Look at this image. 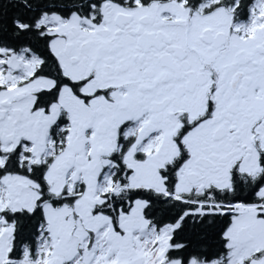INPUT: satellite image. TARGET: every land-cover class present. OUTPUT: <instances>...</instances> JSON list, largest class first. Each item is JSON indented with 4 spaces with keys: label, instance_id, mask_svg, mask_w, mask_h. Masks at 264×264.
Listing matches in <instances>:
<instances>
[{
    "label": "snow or ice",
    "instance_id": "1",
    "mask_svg": "<svg viewBox=\"0 0 264 264\" xmlns=\"http://www.w3.org/2000/svg\"><path fill=\"white\" fill-rule=\"evenodd\" d=\"M0 78V264H264V0H0Z\"/></svg>",
    "mask_w": 264,
    "mask_h": 264
},
{
    "label": "flooded vegetation",
    "instance_id": "2",
    "mask_svg": "<svg viewBox=\"0 0 264 264\" xmlns=\"http://www.w3.org/2000/svg\"><path fill=\"white\" fill-rule=\"evenodd\" d=\"M36 63H38V62H36ZM31 73L29 72V75H30ZM0 82H2V78H0ZM12 87H15V85H12Z\"/></svg>",
    "mask_w": 264,
    "mask_h": 264
}]
</instances>
